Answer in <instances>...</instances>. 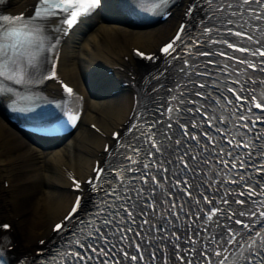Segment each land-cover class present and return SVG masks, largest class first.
Here are the masks:
<instances>
[{"label":"snow or ice","instance_id":"snow-or-ice-1","mask_svg":"<svg viewBox=\"0 0 264 264\" xmlns=\"http://www.w3.org/2000/svg\"><path fill=\"white\" fill-rule=\"evenodd\" d=\"M163 2V0H162ZM207 3H218V7L216 11H219L221 13L225 12V10H229L228 14L231 16H243L244 12L247 11L249 15L254 19L257 24L255 26V30L264 33V29H261L259 27V24L261 22H264V0H205ZM101 4V0H38V4L36 6V9L34 11L33 16L28 17L25 19L23 16L20 17H8L4 16L0 18L4 23H0V78L3 80H12L16 83H32V82H38L40 79H53L56 77L55 71H51L50 74L43 71V65L48 62V57L44 55L46 52H55L56 51V44L58 43V38H53L51 33L53 31L56 32H63L66 31L62 25H67L68 28H72L74 25H76L79 21V19L85 15L91 14L93 11H95ZM252 4L258 5L257 8L253 9L250 6ZM194 6H190L188 10V14H191L193 11ZM215 15V12L212 13V16ZM212 16H208L206 14V19H212ZM53 17H62L59 20V25H57L54 29L50 26V21ZM227 24L233 25L236 23L234 20H227ZM245 25L241 24L240 27L243 28ZM219 31V29H216ZM213 32V28L210 26H205L201 32V35H207L209 38H211V34ZM185 33V27L181 26L180 30L178 31V34L174 38L172 42L167 44L162 51L168 55L173 56V54L177 50V42L183 43V37ZM227 35H235L237 37H240L242 39L246 38L248 41L253 42L257 45H260V47L253 49H250L248 47H241L238 44L230 43L227 39L224 40H212V43H223L227 45L229 49H232L233 51H239L242 53H246L248 55H251L253 57H264V41L260 39H255L251 34L244 32V31H234L232 28L227 29ZM197 47H199V44H197ZM138 56H145V53L137 51L136 53ZM220 55L221 57H225L226 59L232 60L235 59L234 57L228 55L227 53L220 51L219 53H213L211 51H196L192 52L189 51V55H195V56H205L210 57L212 55ZM146 59L152 60L154 57L152 56H145ZM175 59V56H173ZM242 65H246L247 69H251L253 71H258L262 74H264V60H258V61H249L247 59H240L238 61ZM216 63V61L209 60V64ZM54 67V62H53ZM192 67L189 60L185 59L184 64L179 68L180 73H184L187 75L186 68ZM225 68L228 67V65H224ZM200 75H208L211 76V73H199ZM164 73L161 72L158 76H153L152 80H159L161 76H163ZM234 83H239V81H233ZM250 85H252L251 88L245 89L244 87H241L239 91L236 89H233L231 87H228L226 90L228 92H231L234 96L237 102H240L239 110L241 112L244 111L243 104L249 100V97L242 96L241 93L245 92L246 90L249 91L250 94V101L251 106L247 108V112L249 114L252 113L253 108L259 110L260 114H256V118L253 120L251 119V115L245 116V115H239L236 116V111L233 110L232 115L236 116V120L242 123H234V127L236 128V135L240 137L239 140H236L235 144L233 139H228L227 144L229 146H233L235 148H246L248 149V156L251 157L253 155L259 154L261 156H264V132H259L257 135H255L251 142L245 141L243 137L247 136L249 132L253 131V128L257 127L258 125H264V94H262L259 98L256 95H252L251 93L256 91L255 85L260 84L264 85V77L261 78H253L249 76L248 81L246 82ZM65 92L69 96H74V90L69 87L68 85H63ZM159 87H163V85H155L151 89V91L156 92L158 91ZM177 87H179V82L177 81L172 88L166 89L169 92L174 91ZM198 87L201 89L207 88L208 84L205 83H199ZM5 88L3 87L2 83H0V92L4 91ZM196 96L204 97L205 99H211L212 94L208 93L205 94L203 92H196L194 93ZM183 93H181L180 97H173V99L178 100V107L177 109L168 108L167 112H175L176 113V123L181 128V135L182 137L188 138V140L196 141L197 146H201L200 151L203 152L205 150H209V146L211 145V153L213 157L216 158V162L219 164H222L224 166L225 174L228 176H231L232 172L237 168V163L235 161V156L233 151L229 150L225 152L224 148H218L217 142L215 141L214 137L208 135L207 132L203 133L205 137H207L208 143H203L201 141V138L199 135L189 132L187 129L189 126L191 128H197L198 125L195 123L190 124H180V115L182 113H189L195 115L201 114L200 108H183L179 107L180 103H184L183 99ZM150 98V97H149ZM151 99V98H150ZM192 103H196L195 101H192ZM228 104H232L233 101L228 100ZM215 111V110H214ZM206 114V113H205ZM73 123L79 118L78 116H70L69 117ZM172 117H169V120H171ZM212 120H216L219 124H227L228 119L223 117H216L215 114L212 115L211 119L203 121V123H207L210 127H214L212 124ZM156 122H153V125L150 127H154ZM241 128L246 129L247 131H241ZM172 129V124H168V131ZM168 131L163 133V139L162 140H156L154 137L156 136V133L148 132V133H142L141 135H146L148 140L150 141V147L151 149H154L155 151L149 152V156H155L157 153L160 155H163L167 150L168 146L165 143L166 141H169L171 137L168 134ZM217 132H220L221 129L217 128ZM232 135L231 128H227L223 130V134L221 139H225L227 136ZM119 136V134H117ZM186 142V141H184ZM259 142V143H257ZM176 145H181L182 140L176 139L174 141ZM140 150L137 147L132 148L133 153H138ZM227 156L231 159H224V157ZM188 158V159H186ZM125 159L131 161L132 163H138L139 161L133 160L131 156L125 157ZM178 161V166L181 167V171L183 172L184 176H188L189 174H192L191 179H185L184 176H181L180 173H175V183L170 185V188L175 189L177 192L184 193L187 197L193 198L196 205L199 207L201 204L200 199H195L194 193L192 192L193 187H197V191L199 192V186L194 185L191 181L192 179H195V173L198 171H201L199 169V166L196 164V161L198 159L197 156L192 155L191 151H185L181 155H177L176 157ZM204 164L210 163V161L205 158L201 161ZM171 164V160H152L150 163H146L143 165L144 167V174L138 177L143 184L147 185L149 183V178H151V182L153 183V188L148 192L147 197L143 203L140 204L141 209L147 208L151 209L153 214L157 213V208L155 203L148 202V201H156V196L154 193H156V190L158 188H163L162 182L160 179L157 178L156 175L152 174L150 169L152 167H156V170L158 173L163 175L164 173H167L170 171L168 167L165 166V164ZM239 165L241 168H246V164L244 161H240ZM97 177H102L104 174L103 168H97ZM120 169H117V175L120 174ZM123 171H133L132 168L124 169ZM258 173L264 174V164L261 165L259 169H257ZM237 178H230L228 180V183L233 184H247V181L245 177L240 174L239 172H236ZM167 179L168 177H164ZM133 180L136 179L135 177L132 178ZM223 183V181H220ZM77 188L80 187L79 182H75ZM94 181L89 180V184H93ZM124 181L121 180V185H123ZM131 183V181H129ZM133 191L137 192L138 197H144L145 195V189L143 187L136 190L135 188L132 189ZM106 195L118 197L120 199H127L129 201L132 200V197L129 196H120L118 193V189L113 188L111 192L106 193ZM241 196H259L261 197V200L259 201L261 206H264V186H256V185H248V191L240 192ZM161 199L160 203H167L169 199L171 198V203L169 204V208L172 209L171 215L176 216L177 220L180 219V213L175 211V209L179 208L181 211L185 208V203L179 202L180 198L178 196H174L172 191L161 192L160 194ZM199 196L202 198L204 202L207 204H213L214 203V197L205 196L203 192H199ZM220 201L222 204H224L225 208H220L219 206H215L208 209V212L205 216V224H218V220L220 216H226L228 219H231L233 216H240L244 217L246 215L255 217L257 213L255 211L246 213L244 211L239 212H230L229 207L231 203H236L241 206H244L247 201L245 200H235L230 201L227 199V196H221ZM107 203V202H105ZM137 205L135 203L132 204V207H136ZM81 207L80 199L78 198L72 208V212L65 217V220H71L72 217L77 213V210ZM123 208V210L128 214V217L131 219L132 223H135V216L133 212L124 205L120 206ZM169 208H166L164 211L167 213L169 211ZM192 215H198L199 211L197 213H191ZM141 215H144V212H141ZM116 216H119V212L116 213ZM259 216L264 218V211L259 212ZM163 218V216H162ZM113 223V218L111 214L104 218L103 224L105 226L110 225ZM120 223H127L123 219V217H120ZM235 223L238 225H241L244 229H249V231L245 234L243 232H237V230L232 228H227V239L224 237H221V240H224L225 244L229 246H235L239 245L241 241L244 242V244L247 245L246 252L247 255H241V259L244 261V264H264V222H262V226L260 230L253 231L250 229V226L246 224L243 220H235ZM143 224H152V221L145 219L143 221ZM66 225L57 224L56 225V231H61ZM153 227L156 229V231H165L167 232L168 229L163 227V224L160 225H153ZM0 228L8 229L10 228V225L4 224L0 225ZM95 233L98 235L95 236V239L100 241L102 240L105 245L109 243V240L105 234L101 232V229L95 228ZM124 231L131 232L133 229L131 227L125 229L122 228H116L113 232V234H120ZM204 231L207 232L208 228L205 227ZM76 233H74L75 237ZM93 235L92 232L88 233L87 237H84V239H88ZM137 235L139 236L140 233L137 232ZM125 237L121 235V239H124ZM180 237L177 236V240H179ZM3 237H0V246L3 245ZM191 243L195 244L197 241L192 240ZM74 244L78 245L79 248L85 249V252H77L72 251L71 253L66 254L68 257L67 264H73V261H75V264H89V262L93 260L99 259V257H111L112 253L109 250H105V248L101 247L98 248L89 243L85 244L80 239H74ZM213 243H216V241H213ZM114 247V246H113ZM137 250L140 251V245H137ZM90 251L93 254L98 255H87V252ZM123 251V250H122ZM193 251H195L193 249ZM228 249H225V252H227ZM214 255L217 257H220L219 260L215 262V264H225V262L228 260V256L225 255L224 252L221 251H214ZM124 258L130 259L131 261L135 262L138 259L143 260L144 257L141 254L139 257L136 255H130L129 252L123 251ZM206 257V253H205ZM63 260V257H61ZM153 260H155V254H153L152 257ZM183 259V257H181ZM0 264H6V261L3 260L2 255H0ZM100 264H121V261L119 260H112L111 262L108 259L101 260ZM164 264H167V260L164 261ZM187 264H193L192 260H189ZM210 264V262H209Z\"/></svg>","mask_w":264,"mask_h":264},{"label":"bare ground","instance_id":"bare-ground-1","mask_svg":"<svg viewBox=\"0 0 264 264\" xmlns=\"http://www.w3.org/2000/svg\"><path fill=\"white\" fill-rule=\"evenodd\" d=\"M31 1L4 0L3 6L21 9ZM99 16L92 12L82 17L60 43L57 69L85 94L80 120L64 142L46 146L44 151L45 147L24 134L0 109V220L10 221V228L0 230V234L12 242L8 250L10 258L31 254L35 239L50 234L51 223L65 212L73 192L64 168L83 176L92 159L102 154L106 135L89 127L88 122H95L107 133L127 115L132 87L126 85L116 93L90 95L82 71L92 65L98 68L110 64L116 74L138 78L141 64L132 55L131 46L145 49L157 46L174 27L178 10L174 6L164 19L145 24L110 21ZM138 87L145 90L148 86L138 84ZM43 88L50 93L58 91L50 81ZM6 95L0 94V103Z\"/></svg>","mask_w":264,"mask_h":264},{"label":"rangeland","instance_id":"rangeland-1","mask_svg":"<svg viewBox=\"0 0 264 264\" xmlns=\"http://www.w3.org/2000/svg\"><path fill=\"white\" fill-rule=\"evenodd\" d=\"M8 251V250H7Z\"/></svg>","mask_w":264,"mask_h":264}]
</instances>
